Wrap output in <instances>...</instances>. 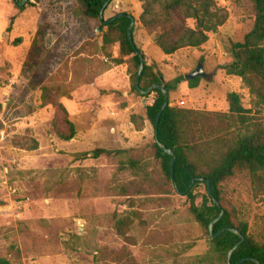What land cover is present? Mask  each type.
I'll return each mask as SVG.
<instances>
[{"label":"rangeland","instance_id":"374dc122","mask_svg":"<svg viewBox=\"0 0 264 264\" xmlns=\"http://www.w3.org/2000/svg\"><path fill=\"white\" fill-rule=\"evenodd\" d=\"M18 1L0 0V258L10 264H225L187 198L161 170L145 113L154 94L132 89L130 58L119 54L117 42L102 44L106 28L82 13L79 0ZM163 2L155 3L157 12ZM215 2L224 23L202 46L168 55L141 25L139 0H111L103 12L105 20L133 15V41L164 81L191 72L202 58L206 75L194 89L181 82L170 94L172 105L183 100L181 107L216 113L209 117L216 124L226 120L220 116L228 113L226 93L239 94L245 122L230 115L227 125L211 130L216 142L195 145L200 157L253 122L264 127V105L223 68L229 43L242 41L252 25V1ZM65 118L75 129L68 140L56 133L57 127L67 132ZM96 148L125 152L93 157L88 152ZM130 158L138 169L121 166ZM221 188L225 205L256 233L264 217V174L257 181L237 173ZM204 191L202 184L195 188L196 204Z\"/></svg>","mask_w":264,"mask_h":264},{"label":"trees","instance_id":"16d2710c","mask_svg":"<svg viewBox=\"0 0 264 264\" xmlns=\"http://www.w3.org/2000/svg\"><path fill=\"white\" fill-rule=\"evenodd\" d=\"M79 1L82 5V13L89 18L97 19L100 28H106L102 35V44L117 42L119 54L122 57L128 56L132 61L135 69L130 77L132 89L143 97L150 93L154 94L152 101L145 106V113L153 126L155 156L173 189L187 198L188 210L193 219L209 235L213 250L225 264H256L251 259L264 264V217L258 231L249 232L248 223L239 218L232 207L225 205L221 188L223 181L241 172L249 173L257 181L261 180V175L264 174V127L258 122H253L245 132L234 139H221L222 145L218 151L205 154L204 157L195 154L194 148L197 143L204 140L216 142L211 130L221 126L222 123L227 125V118L230 115H234L240 122H245L247 110L242 106L239 94L234 91L226 93L228 113L220 114L226 120L216 122L218 125L211 123L209 119L217 116L216 113L172 105L170 94L177 91L179 84L185 81L184 75L177 74L172 79L164 81L162 73L155 71L154 64H147L143 59V68L137 78L140 60L132 37L133 25L128 35L131 19L134 23L133 15L119 12L123 15L117 16L116 13L106 21H102L99 17L100 10L106 3L104 12L111 0ZM139 1L141 2L139 21L153 34L154 44L164 55L172 54L182 47L202 46L208 41L209 33L215 32L226 19L225 13H220V9L216 7L215 0H164L161 12H157L154 7L158 0ZM251 1L254 8L252 25L244 34L242 41L229 43L231 58L223 68L225 74L240 77L249 92L254 95L256 103L264 105V0ZM141 54L144 56L142 52ZM116 60L119 62L121 59ZM200 63H203L202 58ZM200 79L201 77H195L186 81L187 86L197 87ZM151 85H161L167 92L166 97L159 88H153L147 94L141 92ZM165 101L167 105L160 111ZM59 108L67 114L62 105H59ZM131 121L137 124L134 115ZM64 126L67 132L57 127L56 133L60 138L68 140L75 134L74 125L65 118ZM137 128L140 126L137 125ZM159 144L169 148L172 154L166 153ZM124 152V150L96 148L88 153L96 157L101 153L122 155ZM126 165L134 169L139 168V163L131 158L123 165L121 163L123 167ZM199 184L204 186L205 191L200 204H196L195 188ZM220 212L221 215L209 232L210 222ZM226 228L236 229L243 240H240V235ZM238 242L239 244L227 257L228 251ZM0 264L10 263L0 258Z\"/></svg>","mask_w":264,"mask_h":264},{"label":"water","instance_id":"95a60500","mask_svg":"<svg viewBox=\"0 0 264 264\" xmlns=\"http://www.w3.org/2000/svg\"><path fill=\"white\" fill-rule=\"evenodd\" d=\"M25 2V0H20V1H18V4L19 5H22L23 3ZM105 5H106V3H105ZM104 5V6H105ZM104 6L102 7V9L100 10V15H99V17H100V19L102 20V21H106L105 19H103V8H104ZM120 15H123V13H118L117 14V16H120ZM132 25H133V19H131V22H130V25H129V27H128V35H129V33H130V28L132 27ZM136 54L138 55V57H139V60H140V64H139V67H138V70H137V78L139 77V75H140V73H141V70H142V68H143V56H142V54H141V52L138 50V49H136ZM206 74L204 73V71H203V66H202V64L201 63H198V65L191 71V72H189V73H187V74H185L184 75V78L186 79V81H188V80H190V79H193V78H195V77H204ZM153 88H159V89H161L162 91H163V93H164V95H165V97H166V95H167V92L163 89V87L161 86V85H151L150 87H148L146 90H143V91H141L142 93H144V94H147V93H150L151 91H152V89ZM167 105V102L165 101L164 103H163V105H162V107H161V109H160V111L165 107ZM160 111H159V113H160ZM159 115V114H158ZM158 118V117H157ZM156 121H157V119H156ZM159 146L166 152V153H168V154H172V151L169 149V148H167L166 146H164V145H162V144H159ZM172 162H173V157H172V159H171V161H170V164L172 165ZM208 191H209V187H208ZM216 204H217V202H215ZM218 205V204H217ZM221 213L222 212H220V214L215 218V219H213L211 222H210V224H209V232H211V229H212V225H213V223H215L216 222V220L219 218V216L221 215ZM227 230H229V231H231V232H233V233H235V234H237V235H240L239 234V232L236 230V229H234V228H226ZM222 230V229H221ZM220 230V231H221ZM213 236V235H212ZM240 240H243V237L240 235ZM239 244V242L238 243H236L229 251H228V254H227V257H229L230 256V253L232 252V250L237 246ZM251 260H253L256 264H259V262L257 261V260H255V259H251Z\"/></svg>","mask_w":264,"mask_h":264},{"label":"built area","instance_id":"2783aa9c","mask_svg":"<svg viewBox=\"0 0 264 264\" xmlns=\"http://www.w3.org/2000/svg\"><path fill=\"white\" fill-rule=\"evenodd\" d=\"M177 104L178 105H183L184 104V101L183 100H179V101H177Z\"/></svg>","mask_w":264,"mask_h":264},{"label":"crops","instance_id":"0c3cea01","mask_svg":"<svg viewBox=\"0 0 264 264\" xmlns=\"http://www.w3.org/2000/svg\"><path fill=\"white\" fill-rule=\"evenodd\" d=\"M185 84H186V86H187V82H184ZM188 89H194V88H188Z\"/></svg>","mask_w":264,"mask_h":264}]
</instances>
